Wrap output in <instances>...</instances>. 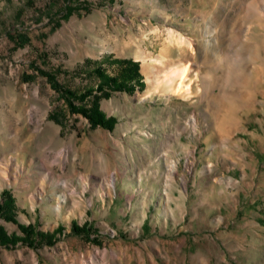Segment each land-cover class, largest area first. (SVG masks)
<instances>
[{"label": "rangeland", "instance_id": "rangeland-1", "mask_svg": "<svg viewBox=\"0 0 264 264\" xmlns=\"http://www.w3.org/2000/svg\"><path fill=\"white\" fill-rule=\"evenodd\" d=\"M251 2L0 0V204L9 191L11 214L51 235L0 244V264H264ZM117 59L139 64L134 91L98 88ZM186 64L178 94L160 68ZM93 102L113 129L76 110ZM0 227L23 237L1 210Z\"/></svg>", "mask_w": 264, "mask_h": 264}, {"label": "trees", "instance_id": "trees-1", "mask_svg": "<svg viewBox=\"0 0 264 264\" xmlns=\"http://www.w3.org/2000/svg\"><path fill=\"white\" fill-rule=\"evenodd\" d=\"M74 9L69 6L63 10L64 16L67 18L72 15ZM121 64L120 71L117 74L110 75L102 67L96 69V73L100 79L98 88L100 90H110V91H126L131 92L135 90L136 86H139L142 82V75L140 73V66L138 63L132 60H121L117 59L115 61ZM68 102L70 103L72 98V93H67L66 95ZM76 110L83 115H85L92 125L102 126L107 129H113L117 123V118L113 116H107L97 105V102L89 107L80 105L76 107ZM3 201L0 204L1 216L7 221H11L17 224L19 230L22 232L23 237H20L17 233H9L5 228L0 227V244L6 247L13 246L18 241H23L25 243H32L34 238L40 236L41 239L48 240L51 237L50 234L40 233L31 224L25 225L18 221L15 214H11L12 210L15 209V200L9 191L3 192ZM73 230L76 233H87L84 229L78 227L75 223L73 224ZM50 236V237H49Z\"/></svg>", "mask_w": 264, "mask_h": 264}, {"label": "bare ground", "instance_id": "bare-ground-1", "mask_svg": "<svg viewBox=\"0 0 264 264\" xmlns=\"http://www.w3.org/2000/svg\"><path fill=\"white\" fill-rule=\"evenodd\" d=\"M262 2L263 0H252V9L250 10L252 15L257 14L259 16L258 19L260 22H264V15L258 12L260 7L262 6ZM160 70V76L165 77L164 80L166 82V85L173 88L176 93H187L188 89L191 88V83H187L189 64H186L183 67L171 68L169 72L166 71V67H162L160 68Z\"/></svg>", "mask_w": 264, "mask_h": 264}]
</instances>
